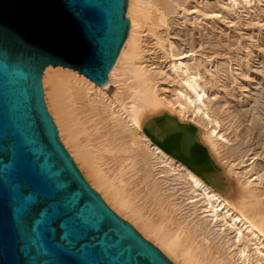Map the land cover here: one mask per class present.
Returning a JSON list of instances; mask_svg holds the SVG:
<instances>
[{
  "label": "bare ground",
  "instance_id": "1",
  "mask_svg": "<svg viewBox=\"0 0 264 264\" xmlns=\"http://www.w3.org/2000/svg\"><path fill=\"white\" fill-rule=\"evenodd\" d=\"M262 8L264 0H127L129 32L103 86L67 67L42 72L47 111L82 176L175 264H264V168L230 146L240 121L219 99L230 69L249 104L250 66L209 61L159 29L214 27ZM169 138L182 147L196 139L207 164L190 168L164 151Z\"/></svg>",
  "mask_w": 264,
  "mask_h": 264
},
{
  "label": "water",
  "instance_id": "2",
  "mask_svg": "<svg viewBox=\"0 0 264 264\" xmlns=\"http://www.w3.org/2000/svg\"><path fill=\"white\" fill-rule=\"evenodd\" d=\"M126 8L0 0V264H173L85 180L43 98L48 65L108 81L129 32ZM162 148L190 168L208 162L196 139Z\"/></svg>",
  "mask_w": 264,
  "mask_h": 264
},
{
  "label": "rangeland",
  "instance_id": "3",
  "mask_svg": "<svg viewBox=\"0 0 264 264\" xmlns=\"http://www.w3.org/2000/svg\"><path fill=\"white\" fill-rule=\"evenodd\" d=\"M173 27L174 28L169 27L167 33L163 32V29H159L160 35H162V37L165 39L167 37L168 40L171 41L176 40L177 37L179 39L181 38L180 40L177 39L183 44L181 49L188 50L191 48V46H193L194 52L201 55L203 58H209V61H218L219 63H222L224 65H229V67H232V69H234L235 66H237V68H246L250 66L249 74L251 73V79L249 77L250 80H248L250 81V83H254L250 88L248 87V90H250V95H252L250 96L251 101L249 102V104L246 105V102L242 100L238 92H236V90L232 88L230 83L231 77L229 76L230 69L227 72V76L224 84L222 85V89L219 90L221 92V94H219L221 96L219 99L221 101H225L227 99V105L232 109V111H234L237 116V120L240 121V126L238 127L240 129H237L238 132L236 131V136L238 137H232L231 135V139L233 138V145L231 144L230 146H232V149L234 148V150L236 146L240 147H236V152L238 154V149H241L239 152L240 154L246 153L247 156H245L244 159H247V157H251L254 153L257 154L258 157L256 156L254 159H256V164L258 163L257 166L263 169L264 8H262L261 10H257L256 12H252L246 17L244 16L242 19L233 20L231 23H228L227 21L221 22L220 24H216L214 27L212 26V24L206 23H204L203 26H196L193 23H187V27H183V25L181 26V33L180 31L175 30V28L177 27ZM176 31L178 34L176 33ZM167 35H169V37ZM175 35L178 36L176 37ZM173 36H175L176 38ZM151 39L147 38L145 41V43L147 44V49L150 50L145 59H149L152 55L151 53L154 51V48L152 47L153 41ZM248 46L251 47L248 48ZM156 56H158V54L154 55V58ZM246 62L249 65H246ZM250 63H252L253 65ZM222 91L228 95L227 98L224 99ZM242 150L245 152H243ZM250 150L252 154L250 153ZM222 161L221 162L223 164L226 163L224 162L225 159H223ZM148 241L152 243L150 240ZM153 245L155 246V244ZM155 247L158 248L157 246ZM161 253L165 255L163 252ZM171 262L175 264L173 261Z\"/></svg>",
  "mask_w": 264,
  "mask_h": 264
}]
</instances>
